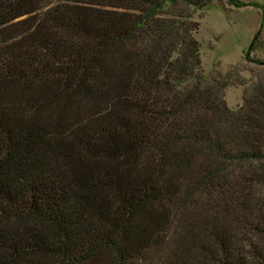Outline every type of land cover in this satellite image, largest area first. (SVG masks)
Wrapping results in <instances>:
<instances>
[{"label":"trees","instance_id":"1","mask_svg":"<svg viewBox=\"0 0 264 264\" xmlns=\"http://www.w3.org/2000/svg\"><path fill=\"white\" fill-rule=\"evenodd\" d=\"M212 1L0 0V264H264V84L202 70Z\"/></svg>","mask_w":264,"mask_h":264},{"label":"rangeland","instance_id":"2","mask_svg":"<svg viewBox=\"0 0 264 264\" xmlns=\"http://www.w3.org/2000/svg\"><path fill=\"white\" fill-rule=\"evenodd\" d=\"M192 20L201 68L211 77L229 75L224 99L236 109L244 91L264 84V0H214L192 11Z\"/></svg>","mask_w":264,"mask_h":264}]
</instances>
